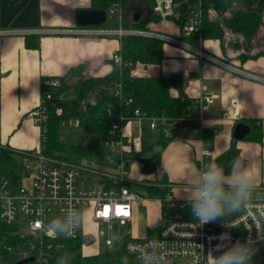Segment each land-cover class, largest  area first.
Masks as SVG:
<instances>
[{
  "label": "crops",
  "instance_id": "obj_1",
  "mask_svg": "<svg viewBox=\"0 0 264 264\" xmlns=\"http://www.w3.org/2000/svg\"><path fill=\"white\" fill-rule=\"evenodd\" d=\"M91 5V0H0V30L32 29L36 32L30 34L35 36L30 41L31 46L26 38L29 34L0 35L1 146L19 153L34 151L40 145V129L28 117V112L40 102L43 84L50 78L63 79L72 87L81 79L97 78L100 80L99 86L106 88L105 81L112 80L115 84L121 76L122 67L113 60L114 53L121 49L119 38L61 33L62 30L79 26L76 11L79 8H91ZM153 24L154 29L172 36L181 33L180 26L170 20L151 22L149 26ZM162 28L165 30L162 31ZM43 30L48 32L40 33ZM53 31L60 32L52 33ZM180 40L184 44L165 41L164 58L160 64L138 63L132 71L134 76H165L180 81L181 87L172 89L171 93L175 96L182 94L187 100L204 95L212 96V101L202 109L204 131L189 136L183 135L180 130L174 132L175 138L158 150L161 153L157 171L147 175L152 182L149 186L155 197H147L139 202L138 208H145L149 213L148 210L155 205L159 213L158 219L161 217V220L165 205L156 197L170 192L183 198L188 173L201 169L199 160L201 150L205 147V139L212 141L215 151L208 163L214 161L229 173L232 163L226 169L220 159L233 146L235 154L231 156L234 160L240 159L250 165L259 176V186H264V55L241 60L239 51H230L228 55H224L219 39H204L192 44L182 37ZM36 42L38 46H35ZM196 50L203 51L207 56L200 55ZM259 50H264V47ZM98 95L99 92L96 91V96ZM95 100L96 98L90 102ZM250 121L260 123V140L247 139L245 136L235 138L236 125H248ZM143 123L128 121L123 126L125 136H142L141 146L136 151L142 150L144 140L146 150L151 148V143L147 144L146 141ZM204 132H211L212 137L206 138ZM146 150L143 149L139 157L152 158L151 155L155 152L146 154ZM131 151L133 149L128 148V152ZM134 161L133 170L129 165L128 185L138 179L143 180L141 165L137 159ZM160 188L166 190L165 194L159 195L157 191ZM89 217L91 218L90 211ZM88 224L91 227L98 226L94 222ZM161 224L162 221L158 224L156 219H151L147 214L141 237L149 236V233L151 236L156 235ZM127 225H135L134 209L133 219ZM89 239H92L91 235ZM95 254L100 253L93 255Z\"/></svg>",
  "mask_w": 264,
  "mask_h": 264
},
{
  "label": "built area",
  "instance_id": "obj_2",
  "mask_svg": "<svg viewBox=\"0 0 264 264\" xmlns=\"http://www.w3.org/2000/svg\"><path fill=\"white\" fill-rule=\"evenodd\" d=\"M107 11V20L117 16L118 27L102 28L100 25L77 26L73 29L62 30L61 33L67 35H81L93 37L115 36L122 40L125 35L147 36L163 41L184 44L180 39L182 35H190L201 28V9L196 8L188 15L183 28L180 27V35L172 36L168 33L158 31L154 28L138 30L133 28H123L122 8L119 3H114ZM154 11L160 21H168L174 14L173 0H155ZM38 32V31H37ZM43 30L40 33H47ZM60 32V31H59ZM53 31L52 33H59ZM34 30H0V35L5 34H34ZM189 47L188 45H184ZM190 48V47H189ZM119 49L113 55V60L121 67L125 61ZM200 55L207 56L203 51L196 50ZM62 86L60 78H50L44 82L42 87L41 100L37 106L28 112V117L39 127L41 133L40 145L34 151L19 152L18 164L24 169L21 184L18 188H13L6 179L0 181V221L4 224L16 227L13 233L15 242L4 243L0 238V264H5L9 253L20 251L12 264H17L21 260L29 259L23 264H59L60 253L64 249L66 240H83L81 254L86 256L85 251L91 242L90 235L85 231L84 225L75 231L74 236L49 237L44 230L37 227L38 222H43L46 226L52 219L61 215V210L69 204L81 208L88 207L94 223H103L104 229H98L100 237H105L107 246H117L127 254L136 257V253L130 250V246L145 243L153 238L165 244L161 249L164 254V264H207V251L217 243L215 239L226 229L221 223L214 222L200 226L193 218L190 208L183 198H178L166 193L161 197H156L164 203L162 211L163 222L159 226L158 233L154 236L134 237L129 233H113L115 227L118 229L127 225L133 219V206L135 201L142 202L147 197L138 196L128 187L129 165L128 148H140L142 136H125L123 133L122 121L146 122L151 130H156L161 134L172 135L180 130L183 135H198L204 131L203 107L212 101V96L204 95L197 97L192 107L187 111L177 115H151L148 116L140 109H129L126 113H118L111 122L108 131L102 138V144L109 150L103 158H83L81 162L70 159L50 157L44 153L45 141L47 138L49 120V101L52 99V88ZM115 96L122 95V83L116 82L114 89ZM131 98L125 99V105L130 106ZM56 114L63 115V108L57 106ZM205 147L201 150L200 167L208 164V160L214 157L215 151L212 141L205 139ZM92 160H102L114 165L115 169L108 171L96 167ZM99 175V180L89 179L85 175ZM30 180L26 184V180ZM97 183L95 185L94 183ZM257 191L264 195V186H259ZM238 228H232L230 234L233 241L239 239L243 241L248 235L246 228L252 224L247 213H241L230 218ZM255 235V230L252 232ZM92 240V239H91ZM264 242H260L258 245ZM202 245L203 248L200 246ZM33 257V260L30 258ZM67 259L66 264H70ZM80 264V263H79ZM88 264V263H84ZM92 264H99L94 262Z\"/></svg>",
  "mask_w": 264,
  "mask_h": 264
},
{
  "label": "trees",
  "instance_id": "obj_3",
  "mask_svg": "<svg viewBox=\"0 0 264 264\" xmlns=\"http://www.w3.org/2000/svg\"><path fill=\"white\" fill-rule=\"evenodd\" d=\"M91 8L108 10L114 3H119L122 8L123 28L144 30L151 22L160 21L154 11L155 0H91ZM174 14L170 20L183 28L188 15L193 9H201V28L190 35L181 37L190 44L204 39H219L224 55L230 51H239V58L245 60L264 55V50L253 46L259 27L264 23V0H173ZM139 19L135 20V15ZM28 45L34 35L26 37ZM165 41L139 35H125L121 40V55L125 61L122 66V74L116 82L122 83V95L115 96L114 91L99 86L97 78L81 79L77 85L70 86L62 80V86L52 88V99L49 101V120L47 123L48 133L45 141L44 153L50 157L70 159L66 154H74L81 157L103 158L109 150L103 146L102 138L108 131L111 122L117 114L126 113L129 109L138 108L148 116L151 115H177L192 107L194 99L187 100L180 95H173L172 89H179L181 82L165 76H134L133 69L138 63L160 64L164 58L163 45ZM35 46H38L37 42ZM227 57V56H226ZM99 90V95L93 102L85 106L74 108L67 106L64 99L73 96L82 99L86 94ZM131 98L130 106L125 105V99ZM63 108V115L56 114V107ZM80 119L85 122L88 132L86 140L71 142L61 138L60 126L63 121ZM127 121H122L124 126ZM250 132L245 138L260 140L261 125L257 121L248 123ZM205 133V132H204ZM211 138V132L204 134ZM174 134L159 136L158 143L163 149L167 143L174 139ZM144 145L142 150H146ZM131 151L128 159H138L143 151ZM160 151L152 153L151 157L159 163ZM235 148L232 146L228 153L220 159V163L228 169L234 161ZM19 153L0 145V181L6 179L11 187L18 188L24 174V169L18 164ZM129 165V164H128ZM165 189L157 191L159 195L165 194ZM16 227L4 224L0 221V238L4 243L13 244V233ZM152 234L149 233V236ZM83 240H66L60 256L67 255L70 264H92L109 256L106 254H81ZM137 264L136 257L122 250L121 264Z\"/></svg>",
  "mask_w": 264,
  "mask_h": 264
},
{
  "label": "clouds",
  "instance_id": "obj_4",
  "mask_svg": "<svg viewBox=\"0 0 264 264\" xmlns=\"http://www.w3.org/2000/svg\"><path fill=\"white\" fill-rule=\"evenodd\" d=\"M186 179L183 199L194 220L201 227L219 221L226 229L215 238L217 243L208 249L207 264H253L257 245L264 242V195L257 191L259 176L250 165L236 159L229 173L212 161L203 169L188 173ZM245 212L253 222L246 228L249 235L243 241H233L230 230L238 228V225L230 218ZM85 222H93L89 217V208H77L69 204L61 210L59 217L52 219L46 226L38 222L37 227L52 238L58 235L72 237ZM253 229L255 235L252 234ZM163 248L164 242L155 238L130 246V250L136 253L137 264H164L165 256L161 253ZM67 259L65 255L59 264H66Z\"/></svg>",
  "mask_w": 264,
  "mask_h": 264
},
{
  "label": "rangeland",
  "instance_id": "obj_5",
  "mask_svg": "<svg viewBox=\"0 0 264 264\" xmlns=\"http://www.w3.org/2000/svg\"><path fill=\"white\" fill-rule=\"evenodd\" d=\"M171 21V20H170ZM159 22V21H156ZM150 24V23H149ZM147 26V28H154V24L151 26ZM102 28H116L118 27V18L117 16H114L113 18H110L107 20V22L104 25H100ZM162 31L165 30V28L161 29ZM264 34V23L259 27V30L257 32V35L253 41V46L257 48L264 47V43L262 40V36ZM103 86V85H102ZM104 86L108 89V91L112 92L115 89V84L112 80H108L104 82ZM99 91V90H97ZM94 98H97L96 91L90 92L85 95L82 99H77L73 96H67L64 99V102L67 106L79 108L85 106L88 102L93 100ZM144 132L146 135V141L147 144L151 143V148H148L145 152L146 154L148 152H156L160 149V145L158 143L160 133L156 130H151L146 122L143 123ZM60 134L61 138L67 141L71 142H82L86 140L88 136V132L85 126V122L80 119H69L67 121H63L60 126ZM68 158H70L71 161L75 162H81L83 158L88 159L87 157H81L74 154H66ZM96 159V158H95ZM90 160V157H89ZM93 164L98 167L99 169L103 170H114V165H111L109 163H106L102 160H92ZM134 159L129 160L130 169L134 167ZM158 174H156L157 176ZM86 178L92 179L95 178L96 180H99V175H91L87 174L85 175ZM143 180H137L133 183L127 185V187L134 193H136L138 196H145L148 197V199L155 197V194H153V189L149 186L152 182L150 181V177L147 175L142 176ZM142 182V184L140 183ZM26 184L30 183V180L25 181ZM97 185V183H94ZM152 195V196H151ZM139 201L134 202V226H122L118 229L116 226L113 233H118V231L123 235L126 233H129L131 236L134 237H141L144 233L142 231V228L146 225L147 221V214L152 219H156V222L159 224L163 220L158 219V212L157 207L154 205L151 207L148 211L146 209H140L138 208ZM147 204V203H146ZM156 205H159L156 203ZM147 206V205H146ZM164 206V205H163ZM105 225L103 223L99 224L98 226L91 227L87 222H85V231L89 232V234L92 237V240L90 239H84L86 242H91V245L89 248L86 249L87 253H100V254H106L108 253L109 256L103 258L102 260L98 261L99 264H121V256H122V250L117 246L109 247L105 243V237H100L97 233L98 229H104ZM258 251L255 253L253 257V264H264V243L257 245ZM20 251H15L12 253H9L7 256V259L4 260L5 264H12V261L14 258H17Z\"/></svg>",
  "mask_w": 264,
  "mask_h": 264
},
{
  "label": "water",
  "instance_id": "obj_6",
  "mask_svg": "<svg viewBox=\"0 0 264 264\" xmlns=\"http://www.w3.org/2000/svg\"><path fill=\"white\" fill-rule=\"evenodd\" d=\"M138 19L139 15L136 14L135 20ZM76 21L77 24L81 26L104 25L107 22V11L105 9L79 8L76 11ZM249 132L250 128L247 124L238 123L235 127L234 137L237 139H241ZM137 161L141 165V172L144 175H151L157 171L158 165L152 158L138 157ZM30 259L33 260V257ZM28 260L29 259L21 260L17 264H23Z\"/></svg>",
  "mask_w": 264,
  "mask_h": 264
}]
</instances>
